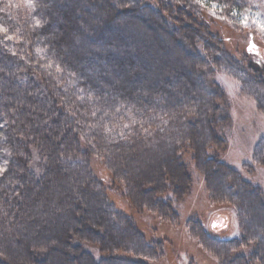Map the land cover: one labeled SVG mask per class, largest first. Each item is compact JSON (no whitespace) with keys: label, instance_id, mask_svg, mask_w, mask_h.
<instances>
[{"label":"trees","instance_id":"1","mask_svg":"<svg viewBox=\"0 0 264 264\" xmlns=\"http://www.w3.org/2000/svg\"><path fill=\"white\" fill-rule=\"evenodd\" d=\"M195 1L0 0V264L160 259L163 243L114 207L91 160L136 211L169 219L191 186L185 147L211 199L239 210V238L201 242L218 264H264V194L208 157L210 145H223L217 130L228 117L221 87L200 75L233 70L263 104L264 68L244 53L240 65ZM213 1L228 15L251 0ZM249 243L250 253L238 251Z\"/></svg>","mask_w":264,"mask_h":264},{"label":"rangeland","instance_id":"2","mask_svg":"<svg viewBox=\"0 0 264 264\" xmlns=\"http://www.w3.org/2000/svg\"><path fill=\"white\" fill-rule=\"evenodd\" d=\"M2 1L16 6L29 0ZM196 3L201 9L202 20L216 33L217 39L223 40L240 65H245L244 53L264 68V0H251L243 9L231 10L228 15L213 0H197ZM176 37L179 38L180 47L187 50L188 44L179 36ZM249 40H252L251 46L246 50ZM200 75L207 87H221L225 103L222 113L228 117L226 125L217 130L224 143L222 146L210 145L208 157L215 158L234 170L240 180L248 183L251 191L264 194V102L261 104L256 94L252 93L257 90L256 86L248 85L250 92L235 71L228 68L214 70L205 67ZM260 91L264 92V89ZM179 156L187 166L191 186L182 199L173 201L174 214L169 219L146 209L136 211L131 201L122 193L121 186L112 182L102 161L91 160V164L96 176L107 187V198L114 207L130 215L138 231L147 240H159L163 243V257L149 261V264H218L212 245H205L200 239L239 238L242 235L239 210L233 200L211 199V187L193 163L191 149L183 148ZM4 165L0 160V172ZM244 210L247 211L248 208L244 206ZM195 221L199 223L200 229L192 225ZM258 223L263 224V221L259 220ZM259 224L256 222V227ZM77 235L74 229L69 240L72 237L78 238ZM50 241H54V247L61 248L56 244L55 238H50ZM252 249L249 243L238 251L248 254Z\"/></svg>","mask_w":264,"mask_h":264}]
</instances>
